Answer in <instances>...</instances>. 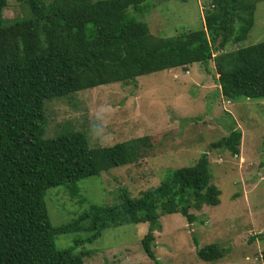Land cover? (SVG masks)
Returning a JSON list of instances; mask_svg holds the SVG:
<instances>
[{
	"label": "trees",
	"instance_id": "obj_1",
	"mask_svg": "<svg viewBox=\"0 0 264 264\" xmlns=\"http://www.w3.org/2000/svg\"><path fill=\"white\" fill-rule=\"evenodd\" d=\"M7 1L0 0V264H83L76 247L110 228L140 223L148 224L142 250L159 264L152 250L159 217L180 214L192 224L190 209L219 204L207 154L191 167L169 171L138 197L121 189L119 203L90 205L53 226L45 203L49 189L64 187L84 202L78 183L136 163L144 138L105 147H90L84 133L72 130L44 138L45 104L194 64L208 71L210 61L220 96L264 100V41L224 51L246 40L261 0H206L199 29L158 39L137 17L148 12L147 0H15L27 5L29 15L11 21L3 18ZM240 142L241 132L233 127L208 147L237 157ZM73 233L85 236L68 248L56 247L57 236ZM225 252L212 244L196 253L215 262Z\"/></svg>",
	"mask_w": 264,
	"mask_h": 264
},
{
	"label": "rangeland",
	"instance_id": "obj_2",
	"mask_svg": "<svg viewBox=\"0 0 264 264\" xmlns=\"http://www.w3.org/2000/svg\"><path fill=\"white\" fill-rule=\"evenodd\" d=\"M146 3L148 12L137 17L147 24L154 39L199 29L207 5L206 0ZM28 15L27 5L15 0H8L3 10L6 21ZM263 41L261 0L256 4L254 24L246 40L224 51ZM216 77L214 62L210 61L208 71L194 64L186 71L175 68L156 72L132 84H109L46 102L44 138L72 130L84 133L90 147L144 138L136 163L78 183L84 202L64 187L49 189L45 203L52 225L72 221L90 205L119 203L121 189L138 197L159 186L169 171L191 167L206 153L211 184L220 191L219 204L203 206L199 211L190 209L195 216L192 224L180 214L160 216L161 228L154 231L155 258L159 264H262L264 100L230 102L220 96ZM233 127L241 132L237 157L209 149V144L225 137ZM147 231V223L110 228L93 243L76 247L74 253L82 256L83 264H155L140 244ZM84 236L59 235L55 244L65 249ZM212 244L225 249L224 256L215 262L200 260L196 252Z\"/></svg>",
	"mask_w": 264,
	"mask_h": 264
}]
</instances>
